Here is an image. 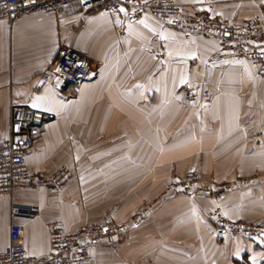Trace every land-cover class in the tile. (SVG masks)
Returning a JSON list of instances; mask_svg holds the SVG:
<instances>
[{"label": "crops", "instance_id": "obj_1", "mask_svg": "<svg viewBox=\"0 0 264 264\" xmlns=\"http://www.w3.org/2000/svg\"><path fill=\"white\" fill-rule=\"evenodd\" d=\"M176 1L233 22L264 10V0ZM61 44L89 61L78 93L47 83L33 94ZM217 46L150 15L132 20L82 0L0 21V142L10 136L13 102L38 105L54 118L34 133L28 166L70 170L63 194L41 188L0 196V252L12 223L23 227L27 251L40 256L49 251L50 219L67 231L114 220L126 230L113 244L93 245L89 264H264V239L231 234L209 216L219 208L230 220L264 223V76L249 60L209 64ZM196 84L202 89L192 97ZM191 172L232 185L220 200L189 195L175 184ZM247 176L256 181L241 184ZM12 202L41 213L12 220Z\"/></svg>", "mask_w": 264, "mask_h": 264}, {"label": "built area", "instance_id": "obj_2", "mask_svg": "<svg viewBox=\"0 0 264 264\" xmlns=\"http://www.w3.org/2000/svg\"><path fill=\"white\" fill-rule=\"evenodd\" d=\"M77 0H0V21L12 24L15 20L37 14L54 12L59 8L74 4ZM84 7L103 4L109 12L124 9L127 18L138 20L147 14L161 24L171 26L188 35H201L217 41V50L208 59L209 64L231 60H249L264 76V10L255 17L233 22L220 15H205L189 10L176 0H82ZM155 55L165 58L157 49ZM59 69V71H57ZM89 61L86 56L61 44L49 66L38 77L33 94H38L47 84H54L64 95L75 96L81 82L86 78ZM196 84L189 88L192 97L201 90ZM54 118L48 111L36 109L27 104L12 103L11 130L9 138L0 142V196H13L18 189L38 190L48 188L54 194L64 192L70 170L60 167L53 172H34L27 163L26 149L33 144L37 129ZM256 179H242L241 184L255 182ZM179 185L186 194H206L215 200L225 196L231 183L202 182L198 172H191ZM41 213L37 205L12 202L10 216L17 218H35ZM219 227L231 234L250 239H264V223L230 220L221 210L209 213ZM140 216L134 220L137 222ZM49 251L46 254L31 255L25 246L23 227L12 223L10 242L0 252V264H89L95 256L91 247L95 244H113L126 227L114 220L92 223L67 231L62 220H48Z\"/></svg>", "mask_w": 264, "mask_h": 264}, {"label": "rangeland", "instance_id": "obj_3", "mask_svg": "<svg viewBox=\"0 0 264 264\" xmlns=\"http://www.w3.org/2000/svg\"><path fill=\"white\" fill-rule=\"evenodd\" d=\"M189 174H191V173H189ZM189 174H187V175H189ZM198 174H199V173H198ZM187 175H186V176H187ZM186 176H185V177H186ZM199 176H200V179H201L202 182L209 183V182L205 181V180L202 178V176H201L200 174H199ZM185 177H184V178H185ZM184 178H183V179H184ZM251 178H254V176H250V177L247 176V177H244L243 179H245V180H250ZM254 179H255V178H254ZM180 181H181V180H180ZM224 183H226V182H224ZM227 183H228V182H227ZM63 193H64V192H63ZM240 220H241V219H240ZM244 221H247V220H244ZM247 222H254V221H247Z\"/></svg>", "mask_w": 264, "mask_h": 264}, {"label": "snow or ice", "instance_id": "obj_4", "mask_svg": "<svg viewBox=\"0 0 264 264\" xmlns=\"http://www.w3.org/2000/svg\"><path fill=\"white\" fill-rule=\"evenodd\" d=\"M120 11H124V9H120ZM57 71H59V69H57ZM187 81L186 80H181V83H186ZM39 99V98H38ZM33 107H38V105H33Z\"/></svg>", "mask_w": 264, "mask_h": 264}]
</instances>
